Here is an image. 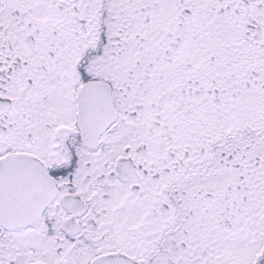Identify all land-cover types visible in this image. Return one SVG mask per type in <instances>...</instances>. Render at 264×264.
<instances>
[{
    "label": "snow or ice",
    "instance_id": "obj_1",
    "mask_svg": "<svg viewBox=\"0 0 264 264\" xmlns=\"http://www.w3.org/2000/svg\"><path fill=\"white\" fill-rule=\"evenodd\" d=\"M0 264H264V0H0Z\"/></svg>",
    "mask_w": 264,
    "mask_h": 264
}]
</instances>
